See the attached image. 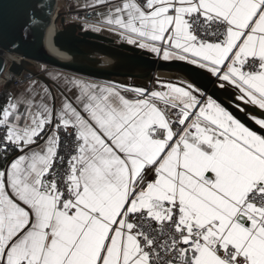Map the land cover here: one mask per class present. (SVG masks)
I'll use <instances>...</instances> for the list:
<instances>
[{
    "label": "snow or ice",
    "instance_id": "1",
    "mask_svg": "<svg viewBox=\"0 0 264 264\" xmlns=\"http://www.w3.org/2000/svg\"><path fill=\"white\" fill-rule=\"evenodd\" d=\"M203 70L153 87L33 82L0 103V264H264V0H101Z\"/></svg>",
    "mask_w": 264,
    "mask_h": 264
},
{
    "label": "water",
    "instance_id": "2",
    "mask_svg": "<svg viewBox=\"0 0 264 264\" xmlns=\"http://www.w3.org/2000/svg\"><path fill=\"white\" fill-rule=\"evenodd\" d=\"M54 2L0 0V75L8 60L13 74L25 71L50 85L52 80L34 60L46 67L133 86L148 87L157 76L162 81L194 80L226 101L223 90H214L208 77L201 74L203 70L185 62L163 61L125 40L85 27L83 22L57 26L50 18ZM14 53L25 58L16 59Z\"/></svg>",
    "mask_w": 264,
    "mask_h": 264
},
{
    "label": "crops",
    "instance_id": "3",
    "mask_svg": "<svg viewBox=\"0 0 264 264\" xmlns=\"http://www.w3.org/2000/svg\"><path fill=\"white\" fill-rule=\"evenodd\" d=\"M114 3L115 0H112ZM101 3V0H70V6L72 9H78V8H90L92 10H95L98 13V18L95 20H87L88 22L84 21V26L89 27L95 30H99L101 32H104L106 34L115 36L117 38L122 39L119 34L116 32L110 30L103 22H102V16L100 15L101 12L105 11L104 8L97 7L96 5ZM90 22V23H89ZM124 40V39H122ZM44 72L46 75L52 80L50 85L46 84L39 78L35 76H30L24 79H21L18 84L14 86H8L9 87V93H11L13 90H22L26 86L31 85L33 82L36 84H39L41 87H48L52 94L55 95L58 99L60 98L61 93L67 95L69 94L68 89L74 87L75 81H82L85 83H96L101 85L110 84L106 81L97 80L92 77L80 75L77 73H73L70 71H66L63 69H58L54 67H45ZM2 156V154H0ZM3 161V160H2ZM3 164V163H2ZM2 166V165H1Z\"/></svg>",
    "mask_w": 264,
    "mask_h": 264
},
{
    "label": "built area",
    "instance_id": "4",
    "mask_svg": "<svg viewBox=\"0 0 264 264\" xmlns=\"http://www.w3.org/2000/svg\"><path fill=\"white\" fill-rule=\"evenodd\" d=\"M50 18L55 21L57 26L60 27L62 23L84 22L87 20H95L98 18V13L95 10H92L90 8L72 9L70 6V0H55L54 6L50 12ZM13 56L16 59H20L24 57L22 54H19V53L18 54L14 53ZM32 61L35 62L39 70L44 71V67L46 65L38 61H34V60ZM9 64L10 62L8 60H5L4 67L1 73V75L4 77L3 82L1 83V86H3L6 83H8L9 86H14L18 84L21 79L32 76L25 71H21L19 74H13L12 72L8 70ZM95 79L106 81L107 83H110V84H121V83H117V82L110 81V80H104V79H98V78H95ZM153 86H154V82L152 81L149 83L148 87L151 88Z\"/></svg>",
    "mask_w": 264,
    "mask_h": 264
},
{
    "label": "trees",
    "instance_id": "5",
    "mask_svg": "<svg viewBox=\"0 0 264 264\" xmlns=\"http://www.w3.org/2000/svg\"><path fill=\"white\" fill-rule=\"evenodd\" d=\"M121 84H123V83H121ZM124 85H126V84H124ZM8 86H9L8 83L4 84L3 86H0V103H2L4 98L8 94H10ZM128 86H133V85H128ZM138 87H140V86H138ZM2 163H3V161H2V159H0V166L2 165Z\"/></svg>",
    "mask_w": 264,
    "mask_h": 264
},
{
    "label": "bare ground",
    "instance_id": "6",
    "mask_svg": "<svg viewBox=\"0 0 264 264\" xmlns=\"http://www.w3.org/2000/svg\"><path fill=\"white\" fill-rule=\"evenodd\" d=\"M4 77L0 75V84L3 82Z\"/></svg>",
    "mask_w": 264,
    "mask_h": 264
},
{
    "label": "rangeland",
    "instance_id": "7",
    "mask_svg": "<svg viewBox=\"0 0 264 264\" xmlns=\"http://www.w3.org/2000/svg\"><path fill=\"white\" fill-rule=\"evenodd\" d=\"M88 21H89V20H88ZM88 21H86V22H88ZM83 23H85V22H83ZM89 23H90V22H89ZM45 67H46V66H45ZM45 67H44V68H45ZM164 82H166V81H164ZM155 84H156V81H154V85H155ZM0 86H1V84H0Z\"/></svg>",
    "mask_w": 264,
    "mask_h": 264
}]
</instances>
